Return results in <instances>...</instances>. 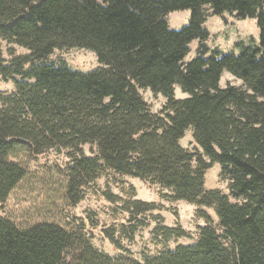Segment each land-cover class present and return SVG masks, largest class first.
I'll use <instances>...</instances> for the list:
<instances>
[{
    "label": "trees",
    "instance_id": "1",
    "mask_svg": "<svg viewBox=\"0 0 264 264\" xmlns=\"http://www.w3.org/2000/svg\"><path fill=\"white\" fill-rule=\"evenodd\" d=\"M208 10L255 19L258 42L241 45L238 54L209 48ZM183 11L190 19L176 30L168 17ZM194 41L197 54L186 63ZM74 48L93 52L100 66L83 72L52 59ZM225 72L244 87H222ZM0 77L15 87L0 92V205L27 175L10 159L26 146L37 155H80L68 176L71 205L82 199L85 178L106 169L160 187L166 201L213 209L219 220L215 226L204 214L194 243L143 252L139 260L117 232L132 244L161 206L107 193L129 215L119 231L102 230L120 255L95 247L85 227H20L0 215V264H264V0H0ZM176 87L188 97L177 98ZM140 90L164 97L159 113ZM189 130L192 150L180 144ZM216 164L229 194L206 189ZM157 219L152 232L160 241L190 236Z\"/></svg>",
    "mask_w": 264,
    "mask_h": 264
},
{
    "label": "rangeland",
    "instance_id": "2",
    "mask_svg": "<svg viewBox=\"0 0 264 264\" xmlns=\"http://www.w3.org/2000/svg\"><path fill=\"white\" fill-rule=\"evenodd\" d=\"M168 19L170 26L178 30L188 23L190 11L173 13ZM204 28L209 32V38L205 44L211 49H218L225 53L238 54L241 45L255 44L259 38L255 19L244 20L228 14L217 16L211 10L207 12ZM199 44V41L190 44L186 63L196 56ZM2 45L3 56L10 61L9 47L6 43ZM15 49L17 55L28 54V51L23 48L15 47ZM52 59H63L72 69L83 72H89L100 66L93 52L77 48L56 51ZM220 84L222 87H244L243 81L229 72L222 75ZM0 92L7 94L15 92L13 82L5 81L0 77ZM140 93L153 113H159L162 110L166 102L162 95L155 96L150 90H140ZM175 94L179 99L188 97V94L183 93L179 87H176ZM180 144L185 149H194L195 143L191 130ZM83 151L86 156H92L90 146H85ZM79 156L73 151L61 153L47 151L37 155L32 154L26 146L16 149L10 155V159L22 165L27 175L12 191L7 201L0 205V215L11 219L20 227L50 222L62 224L69 230L85 227L91 234L95 247L116 257L121 252L104 237L102 230L112 228L119 231L121 225L127 223L129 215L119 208L121 202L113 204L106 194L113 193L126 200L132 198L156 203L161 206V209L148 216V226L139 230L132 244L120 238L121 234L117 232V239H120L122 245L129 248L134 258L139 260L143 252L155 255L163 250H173L179 245L194 243L199 236V227L206 225L204 214H208L213 219L215 226L219 224L213 209L199 207L185 201H166L162 197L165 192L160 187L137 178L119 176L106 169L96 171L93 177L85 178L80 193L82 199L76 205H71L66 193L68 176L73 175L70 170L75 157ZM205 186L208 190H220L225 194L230 192L229 181L222 177V170L218 164L208 171ZM158 215L163 218L160 221L161 225L173 228L181 226L190 233V236L167 243L155 238L152 231L159 225Z\"/></svg>",
    "mask_w": 264,
    "mask_h": 264
}]
</instances>
